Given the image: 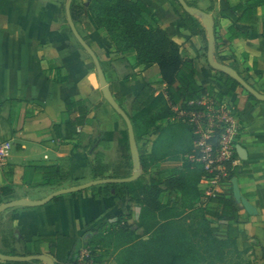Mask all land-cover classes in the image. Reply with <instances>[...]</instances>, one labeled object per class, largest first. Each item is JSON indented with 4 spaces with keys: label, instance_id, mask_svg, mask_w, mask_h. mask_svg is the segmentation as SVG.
<instances>
[{
    "label": "crops",
    "instance_id": "obj_1",
    "mask_svg": "<svg viewBox=\"0 0 264 264\" xmlns=\"http://www.w3.org/2000/svg\"><path fill=\"white\" fill-rule=\"evenodd\" d=\"M129 1H141L153 10L152 15L143 14L142 24L149 30H163L179 45L182 58L193 62L196 84L214 88L224 96L218 103L235 109L239 129L233 143L245 150L247 160L237 154L228 170L230 174L234 168L240 170L237 179L241 194L257 214H248L235 201L233 186L220 194L233 197L235 208L243 217L239 231L245 233L251 245L244 261L264 264V102H255L247 91L240 90L232 97L228 95L229 89L219 85L208 63V40L205 43L201 36L183 28L170 2ZM185 1L213 18L216 60L235 70L264 95V0ZM67 2L0 0V141L14 144L7 166L0 170V188L10 187L14 191L12 196L2 198L4 203L38 197L28 193L44 185L35 168L58 166L67 174L63 184L67 188L94 181L92 168L97 153L105 155L106 164L122 158L119 142L127 126L105 101L97 67L70 29ZM78 3L86 14L84 22H74L77 31L99 59L114 98L119 104L126 102L124 110L129 113V102L146 84H157V94L168 98L159 68L137 64L136 53H128L125 58L116 53L104 30H98L92 23L87 11L90 0H78ZM196 19L206 33L201 20ZM66 100L74 101L75 106H68ZM109 134L113 135L110 141L103 138ZM158 136V132L153 131L140 137V154L149 152L151 142ZM99 138L105 140L94 144ZM182 168V161H165L158 166L159 170L168 172ZM199 187L204 190V196L194 201L193 208L216 210L218 205L211 199L215 196L209 191L218 189L217 186L203 177ZM92 189L60 197L44 207L15 208L1 214L0 252L7 255L16 250L18 256H28L23 254L29 252L33 240L40 237L55 241L51 245L46 242L37 246L42 254L49 255V249H56L57 242L76 240L66 262L73 264L75 259L81 260L88 251H94L86 242L97 222L112 221L125 213H132L140 222L141 205L117 197L114 192L111 196L97 198ZM54 191L48 190L45 196ZM175 194L184 202L180 192ZM160 199L164 208H171L167 192H163ZM61 257L65 261L68 258L66 254ZM0 264L16 263L0 261ZM109 264L116 263L110 261Z\"/></svg>",
    "mask_w": 264,
    "mask_h": 264
},
{
    "label": "trees",
    "instance_id": "obj_2",
    "mask_svg": "<svg viewBox=\"0 0 264 264\" xmlns=\"http://www.w3.org/2000/svg\"><path fill=\"white\" fill-rule=\"evenodd\" d=\"M160 1L170 2L182 27L193 35L201 36L207 43L206 33L199 21L185 12L178 0ZM87 11L94 26L104 30L105 37L110 40L116 53L123 58L128 53H136L137 64H151L159 68L168 97L157 94V84H146L129 102L130 111L127 113L134 126L137 144L143 135L153 131L159 134L158 139L151 142V150L141 153L143 176L132 183L99 186L92 190L96 192L97 198L111 196V192H114L117 197L136 202L142 206V215L140 222L135 220L132 213H125L113 222H97L86 242L88 247L94 249L90 255L92 264H109L110 261L116 264H251L244 261L251 245L245 233L239 231L243 217L235 208L233 197L218 194L211 198L218 205L214 211L193 208L194 201L204 196V190L199 185L206 176L204 164L190 159L191 156L196 159L201 157V149L197 146L198 137L192 126L169 121L175 115L172 106H178L183 111H202L205 107L200 102L204 97L221 101L224 96L216 93L212 87L197 85L194 64L182 58L179 45L163 30H149L142 24L143 14L153 13L143 2L90 0ZM71 14L75 23L84 22L86 10L78 0H73ZM213 72L219 85L229 89V96H234L240 90L245 92L228 75ZM248 96L258 102L251 95ZM117 99L120 101L122 98L119 96ZM66 103L70 107L75 106L72 100H66ZM123 104L126 102L120 105L123 107ZM159 125H162L160 129ZM112 136L109 134L103 138L110 141ZM122 136L119 151L125 163L111 171L105 163V155L97 153L92 168L94 180L131 176L133 164L128 132ZM103 138L94 144L104 141ZM139 151L142 152V149L139 148ZM165 161H182L183 168L175 172L159 170V164ZM35 171L41 174L43 187H54V184L62 185L67 181V174L58 166L35 168ZM230 176L231 179L240 178V170L234 168ZM62 188L64 185L54 190ZM163 192L171 197L168 202L171 208L162 206L160 198ZM178 192L182 194L184 202L175 194ZM13 194L10 187L0 188L1 198ZM58 200L56 198L54 202ZM97 234L107 236L103 238L104 243L102 239L98 240ZM46 242L49 245L55 243L50 238H35L32 249L23 255L42 254L37 246ZM75 244L76 240L66 242L63 239L57 242L56 249L50 248L48 254L56 259V264H66ZM6 254L20 255L16 250ZM65 254L68 257L66 261L61 257Z\"/></svg>",
    "mask_w": 264,
    "mask_h": 264
},
{
    "label": "water",
    "instance_id": "obj_3",
    "mask_svg": "<svg viewBox=\"0 0 264 264\" xmlns=\"http://www.w3.org/2000/svg\"><path fill=\"white\" fill-rule=\"evenodd\" d=\"M182 9L188 13L189 15L196 17L201 20L203 27L207 33V40H208V63L210 67L218 72L224 73L236 81L245 91H247L251 96H253L256 100L260 102H264V95L259 93L255 88H253L250 84H248L235 70L219 63L215 58V31H214V20L210 15L202 13L201 11L197 10L196 8L190 7L185 0H178ZM73 0H68L66 5V16L68 20V24L70 29L79 42V44L83 47V49L89 54L92 58L97 70L99 72L100 80H101V91L105 101L115 110V112L121 116L127 126L128 132V139H129V146H130V154L132 158V174L128 178H121V179H98L91 182H87L78 186H73L69 188H62L56 190L46 197L38 200H30L27 198H19L16 200L8 201L5 203L0 204V215L4 212L15 209V208H40L48 205L49 203L53 202L56 198H60L66 195H72L87 191L89 189L105 186V185H113V184H126L132 183L143 176V166L141 163V154L139 151V147L137 144L134 126L129 117L128 113L124 108L117 102L114 98L113 93L111 91L110 86L107 84V80L105 75L102 71L99 59L97 58L96 54L92 50V48L87 44V42L80 36L75 23L72 18L71 14V7H72ZM236 152L242 160H247V153L243 150L240 146L236 147ZM233 186V193L234 199L236 202L240 203L244 209L250 215L257 214V210L254 206L245 199L240 191L238 179L234 178L232 180ZM0 261L5 263H16V264H24V263H32V262H40L41 264H56L55 260L46 254L40 255H28V256H18V255H5L0 253Z\"/></svg>",
    "mask_w": 264,
    "mask_h": 264
},
{
    "label": "built area",
    "instance_id": "obj_4",
    "mask_svg": "<svg viewBox=\"0 0 264 264\" xmlns=\"http://www.w3.org/2000/svg\"><path fill=\"white\" fill-rule=\"evenodd\" d=\"M200 104L205 107L202 111H183L178 106H172L175 115L169 119L171 122H181L192 126L198 137V148L201 157L192 161L204 164L206 176L211 179L218 189L209 191L216 196L232 186V179L227 171V164L235 161L236 147L233 143L238 134L237 113L232 106L218 103L212 98L205 97ZM219 133L218 140L214 135ZM13 150V142L0 141V170L7 166ZM88 257V255H87ZM85 264H92L86 261Z\"/></svg>",
    "mask_w": 264,
    "mask_h": 264
},
{
    "label": "rangeland",
    "instance_id": "obj_5",
    "mask_svg": "<svg viewBox=\"0 0 264 264\" xmlns=\"http://www.w3.org/2000/svg\"><path fill=\"white\" fill-rule=\"evenodd\" d=\"M214 140H215V142H216V140H218V138H219V133H216L215 135H214ZM14 151V144H13V150H12V152ZM125 163V161L124 160H119V161H110L108 164H109V167H110V169H111V171H113V170H115V169H117L119 166H121V165H123ZM63 185V184H62ZM61 184L59 185V184H54L53 186L54 187H43L42 189L41 188H39V189H37V188H32V190H30L28 193L32 196V195H38V197H36V198H32V199H35V200H38V199H42V198H44V197H46L45 195H46V193H47V191L48 190H50V191H52V190H54V189H57L59 186L61 187L62 186ZM67 188H69V187H67ZM37 189V190H36ZM59 190V189H58ZM41 191H44L43 193H42V195L41 194H39V193H41ZM67 196V195H66ZM1 201H3L2 200V198H1V196H0V202ZM5 202H8V201H5ZM4 203V202H3ZM116 220V219H115ZM115 220H112V221H108V222H113V221H115ZM107 224V223H106ZM95 228V227H94ZM93 228V229H94ZM91 232H92V230H91ZM90 234V233H89ZM89 234H88V236H89ZM98 235V234H97ZM99 236V235H98ZM97 236V237H98ZM103 238H107V236H103V235H100L99 237H98V240H101L102 239V241H103V243H104V239ZM113 251V250H112ZM87 255H88V257H87ZM90 255H91V252H87L84 256H81L80 258H81V260H79V259H77V261H76V259L74 260V263L73 264H85V262L86 261H88V262H91V258H90Z\"/></svg>",
    "mask_w": 264,
    "mask_h": 264
}]
</instances>
